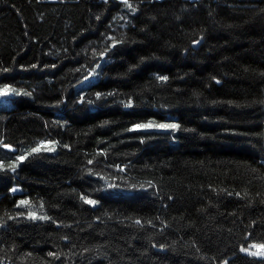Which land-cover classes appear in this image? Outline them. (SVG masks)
<instances>
[{
  "label": "trees",
  "instance_id": "trees-1",
  "mask_svg": "<svg viewBox=\"0 0 264 264\" xmlns=\"http://www.w3.org/2000/svg\"><path fill=\"white\" fill-rule=\"evenodd\" d=\"M3 88L1 264H264V0H0Z\"/></svg>",
  "mask_w": 264,
  "mask_h": 264
},
{
  "label": "snow or ice",
  "instance_id": "snow-or-ice-1",
  "mask_svg": "<svg viewBox=\"0 0 264 264\" xmlns=\"http://www.w3.org/2000/svg\"><path fill=\"white\" fill-rule=\"evenodd\" d=\"M124 2L127 4L128 0H124ZM129 7H131V5H128ZM197 43H199V41H196ZM118 43V42H117ZM115 46V43L113 44V47ZM159 79L161 80H167V77H159ZM13 92H15L17 95H19V92H16L15 89L11 90ZM9 94V89L7 88H3L0 89V96H6ZM101 94L97 93V97L99 98ZM111 95V94H109ZM89 103H91V101H89ZM131 101L128 102V104L126 105V107H131ZM154 125L151 123L148 124H143V125H136V128L138 129H146V128H151ZM155 127L161 128V129H172V130H177L179 129L180 125L179 124H159V125H155ZM5 147H8L7 145H5ZM45 150L47 151H54V149L52 148H46ZM40 148L39 147H35L33 148L30 152H28L26 155H20L18 157H16V160L18 162H23L24 160H26L28 158V156H31L33 153L39 152ZM89 163H91V161H89ZM0 167H2V165H0ZM12 170L15 171V166L12 167ZM13 191H15V189H13ZM85 203L90 204V205H95L97 202L94 200H90L87 198H84ZM28 201H20V205H27ZM31 218L36 219L37 217L34 214H31ZM40 219H47L48 217H39ZM136 223H140V221H136ZM240 251L242 253H245L248 256L251 257H255V258H259L261 260H264V242L262 243H253L250 244L248 247H244L241 246L240 247ZM50 255H55V253H50ZM225 264H227V261H225Z\"/></svg>",
  "mask_w": 264,
  "mask_h": 264
},
{
  "label": "built area",
  "instance_id": "built-area-1",
  "mask_svg": "<svg viewBox=\"0 0 264 264\" xmlns=\"http://www.w3.org/2000/svg\"><path fill=\"white\" fill-rule=\"evenodd\" d=\"M0 264H1V262H0Z\"/></svg>",
  "mask_w": 264,
  "mask_h": 264
}]
</instances>
